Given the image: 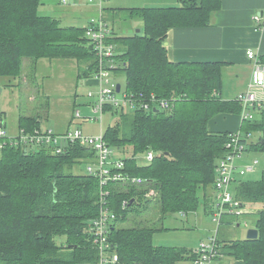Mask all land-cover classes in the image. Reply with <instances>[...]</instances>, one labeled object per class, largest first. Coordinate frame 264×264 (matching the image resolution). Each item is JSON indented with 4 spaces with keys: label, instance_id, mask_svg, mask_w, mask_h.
Here are the masks:
<instances>
[{
    "label": "trees",
    "instance_id": "trees-1",
    "mask_svg": "<svg viewBox=\"0 0 264 264\" xmlns=\"http://www.w3.org/2000/svg\"><path fill=\"white\" fill-rule=\"evenodd\" d=\"M43 3L0 0V77L9 79L21 92L27 90L34 95L37 62L42 58L85 59L89 69L80 76L93 78L96 71L85 26H63L57 17L40 15L38 9ZM220 6L221 0H178L177 6L123 9L142 26L131 35H112L118 62L112 77L122 74L123 91L128 93H154L173 101L168 111L105 108L116 118L99 134L113 148V157L123 158V172L142 178V184L116 182L104 186L98 177L74 173L76 164L94 161L96 155L94 149L78 143L67 144L62 153H52L45 147H3L0 264L96 263L98 250L88 225L105 200L116 215L108 240L118 264L193 262V248L153 243V234L163 229L154 224L156 214H161L156 219L159 221L166 214L193 212L200 204L207 212L212 211L214 198L210 201L208 194L213 191L215 166L225 152L230 132L210 131L208 122L218 114L239 113L242 105L239 100L222 98L223 63L170 61L165 39L174 27L207 26ZM19 106V132L32 133L41 128L46 115L44 104L37 108L19 102ZM250 109H259V116L243 119L239 130L258 135L247 152L264 156V107ZM74 119L80 118L73 114L71 122ZM148 150L154 152L151 160L144 158ZM115 151L123 156H116ZM140 154L143 161L137 158ZM247 173L236 180L233 192L242 205L260 207L253 211L257 238H217L218 251L243 264H264V172L257 179L247 178ZM123 200H128L125 207ZM235 220L226 215L219 226L232 225Z\"/></svg>",
    "mask_w": 264,
    "mask_h": 264
},
{
    "label": "built area",
    "instance_id": "built-area-1",
    "mask_svg": "<svg viewBox=\"0 0 264 264\" xmlns=\"http://www.w3.org/2000/svg\"><path fill=\"white\" fill-rule=\"evenodd\" d=\"M67 1L62 0L64 4ZM88 1L93 2V0ZM252 19L258 26H264V12L255 13ZM84 35L91 44L95 54L96 71L92 79L95 85L98 86V91L95 95L92 92H88L89 97H94L88 102L89 113L81 114L76 110L74 112L76 118H80L82 121H101L102 116L106 111L110 112V109L127 111L137 108H143L146 111H154V109L157 111H168L172 109L173 101L171 99L157 97L154 93L149 95L144 93L133 94L123 91L122 88L119 91L116 90V83L111 81L112 69L118 67V62L115 60L116 45L111 39L113 35L112 27L107 22L100 4L96 18H91L85 25ZM246 56L249 60H253L249 86L264 87V66L260 64L258 56L253 50L247 49ZM237 99L243 106V119H253L255 114L250 108L257 107V98L254 93L250 90L240 92L237 95ZM106 107L110 109L105 110ZM247 109L248 112H246ZM256 139H258V135L241 130L231 131L228 134L225 152L216 163L215 177L212 183L214 200L211 220L216 225V231L224 216L231 215L236 219L248 213L245 211L244 205L234 195L233 185L238 178L247 172L254 171V166L258 163L257 159L254 158L252 164L243 166L239 165L237 160L243 158V154L248 151L250 143L256 141ZM74 143L95 150L94 161H86L85 172L98 177L100 184L108 186L116 182H121L125 185L143 183L142 178L132 177L128 173L123 172V158L113 157V148L108 146L101 133L97 135L84 134L80 128L75 127L74 129H67L63 133H57L51 128H39L32 133L20 131L16 135H11L8 133L4 122L0 120V153L3 147L7 145H17L25 148L45 147L52 153H62L67 144ZM153 156L154 152L152 150H148L144 154L146 160H151ZM104 194H108V191H104ZM127 204L128 200H123L122 207ZM115 219V213L109 208L105 200L97 217L88 225L92 243L98 250L99 255L97 262L94 264H118V256L113 252L112 244L108 240L110 226ZM244 224H246V221H244ZM218 247L219 243L216 234L209 237L208 242L199 243L197 247L192 249V252L196 255L193 263L219 264L224 257L218 251Z\"/></svg>",
    "mask_w": 264,
    "mask_h": 264
},
{
    "label": "rangeland",
    "instance_id": "rangeland-1",
    "mask_svg": "<svg viewBox=\"0 0 264 264\" xmlns=\"http://www.w3.org/2000/svg\"><path fill=\"white\" fill-rule=\"evenodd\" d=\"M45 6L40 5L38 11H44L50 16L58 17L60 24L63 26L77 25L85 26L90 18H96L98 13L97 6L100 7H125L133 4L132 0H69V5L60 3V0H43ZM42 7H45L43 9ZM95 8V10L93 9ZM126 8V7H125ZM105 10V9H104ZM50 11V12H49ZM108 15L110 18L109 25H113L115 35L124 36L131 35L137 28H141L140 20L132 19L125 10L113 12ZM96 14V15H95ZM120 45L119 39L117 40ZM119 46V50L121 51ZM89 62L85 59H40L36 68V87L35 95L33 92L27 93V90L21 92L17 87H7L2 84L6 77H0V120L7 121L10 128L17 126V112L19 111V102L27 107L37 105V108L44 104L43 112L46 115L43 119V125L57 130L63 129L68 119L78 110L81 114H88L89 97L88 92L94 95L98 91V86L92 79L91 75L80 76L86 73L84 70L89 69ZM88 67V68H87ZM8 81V80H7ZM113 83L121 84L122 89L125 86V77L122 74L111 78ZM11 86V83L9 84ZM35 87V88H36ZM31 95V97H28ZM2 111H5L4 113ZM258 116L257 112H255ZM116 114L108 111L102 116L101 121L89 120L83 122L80 119H74L69 122L68 129L79 127L84 134L97 135L107 125L115 122ZM257 135L256 133H254ZM116 156H123L120 152L115 151ZM138 160L143 161L142 155H137ZM257 159L255 170L247 173L246 177L257 179L264 172V156L260 152H247L243 154V158L237 160L241 166L252 164L253 159ZM86 163L76 164L72 171L74 173L85 172ZM210 192V189L208 193ZM260 207L244 205L246 212H255ZM244 214L236 218L232 225L223 224L220 226L218 237L221 239H242L246 235L248 228L254 227L256 214ZM204 213L203 205L185 215L181 213L166 214L161 220L156 219L161 216L156 214L154 224L163 229L157 231L152 236L154 244L160 245H184L187 248H195L201 242H208V236L214 233L216 225L211 220V212ZM246 221V224H244ZM236 222L240 223L236 226ZM233 258H224L223 264H231ZM178 264H194L190 261H182Z\"/></svg>",
    "mask_w": 264,
    "mask_h": 264
},
{
    "label": "crops",
    "instance_id": "crops-1",
    "mask_svg": "<svg viewBox=\"0 0 264 264\" xmlns=\"http://www.w3.org/2000/svg\"><path fill=\"white\" fill-rule=\"evenodd\" d=\"M131 2H133L132 5L125 7L143 8L178 5V0H132ZM60 3L61 5L64 4L62 0H60ZM66 4H70L69 0ZM42 6H45V4L43 3ZM125 7H103L105 9L103 12L107 22H111L108 16L109 14L113 15V12L121 11L125 9ZM42 8L45 9V7ZM93 9L95 10V8ZM97 10H99V5L97 6ZM44 11H38V13L40 15H47L41 14L47 13V11ZM263 12L264 0H221L220 8L212 13L210 23L207 26L174 27L169 29L165 39L167 57L173 62L192 61L223 63L221 68L222 98L238 100L237 95L240 92L250 90L257 98V108L264 107V87L249 86L250 71L253 66V60H249L246 56L247 49L253 50L258 56L260 64L264 66V26H258L252 19V16L255 13ZM138 22H140L142 26V22ZM110 26L115 35L113 25L111 24ZM7 80L5 79L2 84L7 87H12V84L11 86L9 85L11 82H8ZM242 110L243 106H241V111L239 113L216 115L208 122V129L213 132H231L239 130L243 125ZM258 110L256 109L252 111L254 114L255 112L258 114ZM2 112L4 113L5 111ZM246 112H248V109ZM258 116L255 114V117ZM3 122L9 134L16 135L19 133L18 125L10 128L7 121L3 120ZM69 122H71V117L68 119V122L63 129H52L57 133H63L68 129ZM40 127L50 128L46 126V124L43 125V120L41 121ZM208 195V198L211 201L213 198L212 191ZM206 212L207 211L204 209L205 214H207ZM238 223L236 222V226H238ZM219 229L220 226L217 228V231L215 229L214 233H211L208 238L216 234L218 239L225 240L218 237ZM166 246L186 247L184 245ZM224 258L222 261H224ZM231 264H243V262L234 259Z\"/></svg>",
    "mask_w": 264,
    "mask_h": 264
},
{
    "label": "water",
    "instance_id": "water-1",
    "mask_svg": "<svg viewBox=\"0 0 264 264\" xmlns=\"http://www.w3.org/2000/svg\"><path fill=\"white\" fill-rule=\"evenodd\" d=\"M139 30H140V29L137 28V29H136V32H138ZM119 89H120V84L117 83V84H116V90L118 91ZM154 111H157V110L154 109ZM130 202H132V200H131ZM257 235H258V230H257L255 227H253V228H248L247 231H246L245 238H246V239H255V238H257ZM219 264H223V261L221 260V261L219 262Z\"/></svg>",
    "mask_w": 264,
    "mask_h": 264
},
{
    "label": "bare ground",
    "instance_id": "bare-ground-1",
    "mask_svg": "<svg viewBox=\"0 0 264 264\" xmlns=\"http://www.w3.org/2000/svg\"><path fill=\"white\" fill-rule=\"evenodd\" d=\"M68 2V1H67ZM213 192V191H212Z\"/></svg>",
    "mask_w": 264,
    "mask_h": 264
}]
</instances>
